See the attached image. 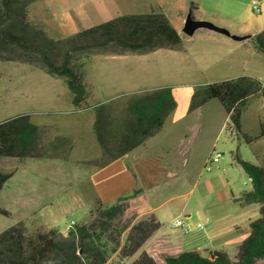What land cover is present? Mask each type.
Segmentation results:
<instances>
[{
  "label": "rangeland",
  "instance_id": "rangeland-1",
  "mask_svg": "<svg viewBox=\"0 0 264 264\" xmlns=\"http://www.w3.org/2000/svg\"><path fill=\"white\" fill-rule=\"evenodd\" d=\"M131 1L34 0L28 6V17L40 25L50 37L60 39L108 20L119 11L129 10L132 7ZM250 2L251 0H210L211 12L206 10L205 13L203 10V15L220 33L217 34L218 43L213 44L201 26L187 32L184 25L185 34L181 37L185 51L180 55L181 59L178 61L172 58L164 66L160 61L156 62L158 71L152 69L150 77H147L148 72L144 74V70L154 62L148 63L149 65L138 63L135 67L126 63L127 67H123L117 60H105L103 55L95 56L89 62L87 71L95 88L100 87L99 92L90 96V88L86 89L84 99L77 104L71 103L73 95L63 78L48 75L25 63L0 62V121L27 113L32 123L51 127L49 136L55 134L68 137L72 146L67 157L63 159L19 160L0 157L1 170H11L13 173L15 171L0 192V206L9 212L7 215L0 214V232L20 223L26 235L48 228H56L65 234L74 223L91 220L90 211L96 206L97 198L94 197L92 201L89 199V188L83 182L87 173L85 169L91 167L71 161L91 160L100 155L93 130L94 105H90L96 99H101V102L111 100L120 103L148 86L169 87L177 102L173 113V117H176L186 113L191 93L196 86L240 75L256 77L264 85V54L258 52L251 43V35L264 30V0H261L259 13L252 11ZM201 9L198 10L199 13ZM239 33L243 35H236ZM221 34L232 38L237 36L236 39L243 40L228 44L222 40L224 36ZM223 52L234 63L226 71L220 68L221 63L215 58L216 54ZM76 63L83 65L86 58L83 57ZM118 68L132 69L128 78L131 75L134 77L129 82H123ZM124 75L126 79L127 73ZM209 110L214 111V123L209 125L207 119L201 121L197 113L191 114V119L195 123L200 122V125L193 131H183L187 137L192 135L195 138L189 151L185 153L184 160L171 167V176L159 179L149 201L147 192L142 188L137 195L124 201L123 215L113 222L116 227L131 225L147 217L149 213L146 210L150 204L161 223L160 231L172 233L170 236H174L176 240L181 237L185 241L192 235L204 233L213 219L231 211L233 205L228 202L231 194L243 191L250 185L234 155L253 163L256 154L264 152V139L256 137L260 130L259 123L264 121V93L250 97L241 114V133L251 138L249 143L242 134L225 126L224 111L217 99L208 100L203 112ZM175 131L176 128L165 130L157 139L161 144L171 146L170 142L175 141L178 134ZM212 148L220 152L221 156L210 170H206L205 160ZM123 160L129 161L125 157ZM53 173L56 176L60 174V180L56 178L51 181ZM149 185L143 184L144 188ZM7 187L14 188L16 194L25 199L29 198L35 205L19 208L16 198L8 194L4 197ZM46 189L49 192H44ZM106 202L104 205L114 201ZM33 211L35 214L30 215ZM188 211L192 212L191 218L184 214ZM175 219H181L184 226L189 227V231L183 233L181 227L173 226ZM199 223L203 229L197 226ZM126 232L127 229L121 233L120 243ZM230 257L233 259V256ZM129 260L130 258L124 260L123 264H127ZM117 261L116 253H112L108 264H116ZM255 264H264V259L257 260Z\"/></svg>",
  "mask_w": 264,
  "mask_h": 264
},
{
  "label": "trees",
  "instance_id": "trees-1",
  "mask_svg": "<svg viewBox=\"0 0 264 264\" xmlns=\"http://www.w3.org/2000/svg\"><path fill=\"white\" fill-rule=\"evenodd\" d=\"M34 0H0V62L25 63L46 74L63 78L73 95V103L84 99L80 68L76 63L91 54L147 53L157 48L180 49L182 37L162 9L152 7L145 13L117 14L101 23L86 27L73 35L55 39L28 17ZM192 8V5H191ZM190 19L195 20L192 13ZM256 48L264 52V30L253 35ZM264 93V85L255 77L240 75L196 86L190 96L191 111L210 99L221 104L226 127L241 133L240 118L250 97ZM175 100L169 87L143 89L125 102H100L94 110L93 130L100 148L99 157L82 163L101 168L130 152L148 136L157 132L174 109ZM256 136L264 135V122ZM48 126H39L20 113L0 121V157L24 159H63L71 150L68 137L49 136ZM248 176L251 188L237 198L243 203H259L260 216L249 222V234L238 245L233 259L224 250H211L209 257L195 250L177 256L164 255V264H255L264 259V166L234 155ZM13 171L0 169V191ZM139 189L104 205L99 199L91 220L74 223L63 234L48 228L26 235L18 223L0 232V264H108L116 253L118 261L132 257L161 223L152 213L131 225L116 227L113 222L123 215L124 201ZM0 214L9 212L0 206ZM127 229L122 243L121 233ZM127 264H158L145 250Z\"/></svg>",
  "mask_w": 264,
  "mask_h": 264
},
{
  "label": "crops",
  "instance_id": "crops-1",
  "mask_svg": "<svg viewBox=\"0 0 264 264\" xmlns=\"http://www.w3.org/2000/svg\"><path fill=\"white\" fill-rule=\"evenodd\" d=\"M131 4L132 7L129 8V10H123L122 12L119 11L116 13V15L126 13H145L148 12L152 7L158 6L165 13L166 17L173 25V27L177 30V32L182 35L185 34L183 27L186 24V20L189 17L190 13H192L196 21H199L204 24L201 27L203 28V32L205 33L206 37L210 38V41H213V44L216 45L218 43L217 41L219 39H217V34L220 33L213 27V25L208 20H206L205 16L203 15V10L205 13L206 10L211 12L210 0H132ZM200 8L202 9L199 13L198 10ZM221 35L224 36L222 37V40L227 41L228 44L243 40V38L236 39L237 36L235 38H232L228 35ZM236 35H239V37H241L243 34L239 33ZM251 38V43L253 44L254 48H256L253 43V34L251 35ZM220 47H222V45ZM219 50L221 51V48ZM256 50L258 49L256 48ZM184 51L185 48L182 46L180 49L157 48L155 50L142 54H91L88 57H84L86 58V63L83 64L80 68L81 82L84 85L85 90L90 88V96H93L95 95V93L99 92L98 88L100 87L95 88V85L91 80L90 73H88L87 71V69L89 68V62L92 60V58L98 55H103L104 58H106L105 60H117L119 63L121 62L124 65L123 67H127L126 63L135 67L138 63H145L146 65H149L148 63L154 62L153 64H151V66H148L147 70H144V74L148 72L147 77H150L151 75L149 73H152V69L155 68V71H158L156 62L160 61L163 64L162 66H164L165 62L171 60L172 58L179 61V59H181L180 55ZM258 52L264 54V52L260 50H258ZM227 55L228 54L225 52L218 53L215 55V58L217 59L216 61L218 63H221L220 68H223L225 71L234 65V63L231 62L232 60L227 58ZM117 70L118 73L122 74L123 82H129L131 77H134V75L130 74L131 76L129 75L130 77L128 78V74L129 72H132V69L118 68ZM125 72L127 73L126 79L124 75ZM151 88H153V86H148L147 89ZM171 93L174 98L172 91ZM71 100L73 101V98ZM72 101L71 103L73 104ZM100 102L101 99H96V101L90 105H95ZM175 103L176 104L174 109L166 116L161 128L153 135L148 136L141 144H139L133 150L122 155L117 159L112 160L107 165L101 168L85 169L87 173L85 172L86 174L83 182H85V186L89 188L88 197L91 201L95 197L99 199L102 204H105L107 203L106 201H115L118 197L129 194L134 189L141 188L143 189V191L147 192L149 201V197L151 196L150 194L155 189V186L159 182V179L167 175L171 176L173 174L171 172V167H174L176 162H182V160H184L185 153L189 151L190 146H192L195 139L191 137L192 135L187 137V135L184 134L183 131H193L198 125H200V122L195 123L194 120L191 119V114L197 113V116L201 121H205L207 119L209 125L213 124L215 121L213 110L206 111L205 113L203 112L204 108L208 104V101L191 111L188 110V105L185 114L173 117L174 110L177 106L176 100ZM203 117L205 118L203 119ZM185 120H189V122H186ZM173 128H176L175 132H178L175 141L170 142L171 146L169 144H161L158 139L162 132L169 129L171 130ZM257 139H264V135L258 136ZM124 157L128 158L129 161H124ZM83 161H87V159H73V161L71 162L82 163ZM253 163L259 166H264V152L257 153L256 160L253 161ZM14 173L12 174V176L14 175ZM54 175L56 176V174L53 173L51 181H54L56 178L60 180V174H57L55 178ZM12 176L9 179H11ZM144 183H148L150 185L147 188H144ZM250 188L251 183L248 187L243 190H248ZM49 189L53 190L52 188ZM49 189H46L44 192H49ZM241 192L242 191L238 193L233 192L231 194V197H229L228 199V202H231L233 205V207L230 209L231 211L220 214L218 216V219H213L208 229L204 230V233H201L198 236L192 235L190 239L185 241L180 239L181 237L176 240L174 236H170L172 235V233L166 234L165 232L160 231L161 227H159L145 240L139 251L145 250L149 255H151L155 259L158 264H164V255L177 256L182 251L189 250H195L204 257H209V251L211 250H224L228 253L229 256H234L238 245L249 234V222L260 216L259 203L247 204L237 200ZM16 193L17 191H15L14 188L7 187L3 194L4 197L6 194H8V196L16 198V200L19 201L17 203L19 208H30L31 206L33 207L35 205V203L29 198L25 199L23 198V196H20ZM148 205L149 206L146 212L152 213L157 219L156 214L154 213V208L150 206V204ZM6 210L8 211V209ZM34 211L31 212L30 215H34ZM184 214L186 217L189 218H191L192 216L191 211H188L187 213L185 212ZM223 218L227 219L223 220ZM175 220L172 222L173 226L180 227L174 224ZM218 220H220V222ZM200 229H203V226H201ZM229 249H232V251L229 252ZM138 252L132 257H130L129 261L135 258Z\"/></svg>",
  "mask_w": 264,
  "mask_h": 264
},
{
  "label": "built area",
  "instance_id": "built-area-1",
  "mask_svg": "<svg viewBox=\"0 0 264 264\" xmlns=\"http://www.w3.org/2000/svg\"><path fill=\"white\" fill-rule=\"evenodd\" d=\"M260 3L261 0H251L250 6L253 12L259 13L260 12ZM221 156L220 152H216L214 148L210 151L208 157L205 160V169L210 170L212 168L213 164H216L219 161V158ZM175 225L181 227V231L183 233L188 231V227L184 226V223L182 222L181 219H176L174 222ZM198 227H201L202 225L199 223L197 224Z\"/></svg>",
  "mask_w": 264,
  "mask_h": 264
},
{
  "label": "water",
  "instance_id": "water-1",
  "mask_svg": "<svg viewBox=\"0 0 264 264\" xmlns=\"http://www.w3.org/2000/svg\"><path fill=\"white\" fill-rule=\"evenodd\" d=\"M203 25H204L203 23L196 20H191L190 17H188L185 24V30L187 32H191L196 26H203Z\"/></svg>",
  "mask_w": 264,
  "mask_h": 264
}]
</instances>
